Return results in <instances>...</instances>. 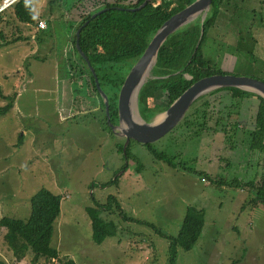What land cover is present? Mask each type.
Listing matches in <instances>:
<instances>
[{
  "label": "rangeland",
  "instance_id": "rangeland-1",
  "mask_svg": "<svg viewBox=\"0 0 264 264\" xmlns=\"http://www.w3.org/2000/svg\"><path fill=\"white\" fill-rule=\"evenodd\" d=\"M31 1L37 17L46 12L48 0ZM242 1L236 14L232 5L237 0L229 6V22L218 17L202 50L224 75L264 80V0ZM3 2L0 14L5 11ZM72 3L76 0L59 5L70 11ZM89 7L93 8L92 2ZM210 13L211 8L201 22ZM8 18L0 20L5 40L27 38L0 47V106L7 104L2 96L17 95L13 108L0 118V219H28L31 198L45 188L63 197L52 240L63 258L76 264H168L166 237L178 236L192 206L205 211V226L191 251L178 249L176 264H264V205L253 206L252 193L209 183L150 153L151 149L178 156L186 168L206 171L228 183L257 176L261 157L243 142L242 125L233 137L234 150L216 125L220 118L229 119L233 103L229 93L205 95L214 110L208 114L206 130H180L181 122L151 148L132 143L133 160L124 161L117 150L121 145L124 150L126 142L103 127L99 120L103 112L92 111L94 95L86 82L71 80L80 71L70 67L78 57L67 37L68 23L57 17L40 41L37 28ZM238 34L243 36L241 45ZM115 71L121 72L120 65ZM249 105L241 107L243 122L254 110ZM89 106L92 116L79 114L90 111ZM71 116L75 118L68 119ZM106 183L110 184L104 187ZM109 197H116L121 206V211L113 207L107 217L117 224L118 233L97 245L85 209L94 207L93 199L105 204ZM29 258L30 253L24 262L12 259L0 230V262L29 264Z\"/></svg>",
  "mask_w": 264,
  "mask_h": 264
},
{
  "label": "trees",
  "instance_id": "trees-1",
  "mask_svg": "<svg viewBox=\"0 0 264 264\" xmlns=\"http://www.w3.org/2000/svg\"><path fill=\"white\" fill-rule=\"evenodd\" d=\"M63 1L49 0L46 9L49 14L45 21L47 28L43 30L38 28V24L44 20L41 16H36L31 0H19L1 14L8 16L9 20H16L26 26L37 28V38L41 41L44 38L41 35L45 34L49 28L54 27L53 23L57 21L58 13L63 10V7L59 5ZM147 1L76 0V3L70 5L72 8L69 12L72 14L71 11L74 10V13H77H75L77 20L68 23L69 26L66 32L73 47L72 50L78 57V63L73 62L75 65L71 63L70 67H73V70L78 68L81 73L73 77L74 73L72 72L73 74L70 76L73 78L71 80L73 82L80 79L83 83L86 82L90 94L94 95L93 104L91 105L93 108L89 106L90 111H80L79 114L92 116L93 110L103 112L104 117L99 120L104 128L110 130V134L115 135L110 125L118 123V95L126 75L142 56L156 31L171 16L192 4L195 0ZM91 2L93 8L88 9ZM145 2H147V5L139 9ZM237 2L234 3L233 0H213L211 13L203 22H201L202 16H199L195 21L179 29L167 39L161 47L157 62L151 71L150 75L152 77L149 76L150 78L146 80L139 93L138 109L143 119L145 118L147 122L152 121L156 116L166 111L180 95L197 81L213 75H224L220 69H216V65V67L212 66L211 62L205 59L202 47L207 40L208 33L214 29V23L218 17L229 22L232 14V9L229 6L233 3L234 14H236L240 3L243 1L237 0ZM170 9L175 13L169 14ZM102 10H104L103 13L93 18L95 13ZM1 14L0 20L2 21L4 16ZM53 17L56 19L48 20ZM61 18H63V15ZM78 31H80L79 37L77 36ZM238 35L240 40L238 42L241 45L243 36ZM26 38L18 36L11 41H6L3 33L0 32V40L4 41L3 44L0 43V47L8 46ZM78 38L80 49L87 56L91 67L94 69L99 86L108 96V114L105 113L106 105L98 90L96 78L89 68L88 62L77 50ZM119 65L121 72L117 73L115 69ZM253 78L264 82L260 78ZM107 87H109L108 91L105 90ZM222 92L229 93L233 103L229 106V119L223 120V118H220L216 125L221 127L231 150H234L236 146L234 145L236 144V140H234L236 136L234 135L240 132V126L242 125V133L245 134L243 142H247L250 152L261 157L260 170L257 176L253 179L235 178L228 183L224 179H215L213 174L206 171H194L186 168L179 162L178 156L151 149L150 153L170 167L189 170L192 174L200 176L209 183H216L219 186L229 185L237 190L246 189L254 195L250 201L253 206L264 205V99L254 93L234 88L219 89L210 94L214 95ZM16 98V94L2 96L7 104L0 106V118L13 108ZM79 99L83 100L82 98ZM247 102L251 103L249 109L251 110L254 107V110L249 119L244 118L245 122H243L241 121L243 116L241 110L242 105L247 104ZM211 112H214V110H210V101L207 100L206 96L201 97L199 103L191 107L182 121L180 130L194 129L195 127L206 130L208 121L211 119H209L208 114ZM73 118L75 116L68 119L72 120ZM194 134H196L195 131ZM232 138L235 142L232 141ZM124 141L125 139H123ZM132 143L137 142L131 141L125 153L123 145L118 147L117 151L122 153L124 161H130L133 157L130 153ZM143 146L151 148V144ZM108 184L110 183L103 186L107 187ZM62 199V196L55 195L43 188L31 198V214L28 219L23 220L8 216L0 219V230L4 232V242L12 255V259L21 263L26 260L28 253H30L29 264H41L49 261H56V264H76L72 258H63L64 256H61L59 250L52 244L55 223L61 215ZM93 201L94 207H87L85 211L91 220L92 240L95 244L101 245L106 239L114 237L118 233L117 224L114 221H109L107 217L110 216V212L114 211L113 207L121 211V206L116 197H109L105 204H101V202L94 199ZM205 215L204 210L192 206L187 208L178 236L176 238L166 237L169 241L168 264H176L178 249L189 252L196 246L205 226ZM0 264L4 263L0 262Z\"/></svg>",
  "mask_w": 264,
  "mask_h": 264
},
{
  "label": "water",
  "instance_id": "water-1",
  "mask_svg": "<svg viewBox=\"0 0 264 264\" xmlns=\"http://www.w3.org/2000/svg\"><path fill=\"white\" fill-rule=\"evenodd\" d=\"M149 1L151 0L147 2ZM212 1L195 0L192 4L171 16L156 31L148 47L126 76L118 95V123L116 125H110L116 135L124 137L126 142L123 150L124 153L131 141L147 145L164 138L184 120L196 101L213 91L234 88L254 93L264 99V82L261 80L247 76L213 75L205 77L190 86L166 111L156 116L152 121L147 122L141 117L138 109L139 93L157 62L161 47L176 31L192 23L199 16H205V13L211 8ZM147 2L139 9L145 7ZM103 12L104 10L95 13L93 18ZM79 35L80 31L77 32L78 37ZM76 46L78 52L88 62V66L96 78L95 71L91 67L87 56L80 49L79 38L77 39ZM96 83L108 114V96L99 86L97 78ZM133 109L136 110L139 120L134 118Z\"/></svg>",
  "mask_w": 264,
  "mask_h": 264
},
{
  "label": "crops",
  "instance_id": "crops-1",
  "mask_svg": "<svg viewBox=\"0 0 264 264\" xmlns=\"http://www.w3.org/2000/svg\"><path fill=\"white\" fill-rule=\"evenodd\" d=\"M65 1V0H64ZM49 3V0L47 1V4ZM72 5V4H71ZM48 6V5H47ZM74 11V10H73ZM73 11H71V12H73ZM76 13V12H75ZM75 13H74V15H73V19H69V18H71L70 17V15H71V13L68 11V10H64V8H63V10L62 11H60L59 13H58V15H57V17H59V16H62L63 15V18H62V20L64 21V22H67V23H69V22H72V21H76L77 20V15H76V18H75ZM48 12L46 11V12H43V13H41L40 14V16L43 18V20L44 21H46V19L48 18ZM77 14V13H76ZM39 16V15H38ZM53 19H56L55 17H53V18H51V19H48V20H53ZM65 26H66V24H65ZM67 26H69L68 24H67ZM28 27V26H27ZM32 27V26H31ZM34 28V27H33Z\"/></svg>",
  "mask_w": 264,
  "mask_h": 264
},
{
  "label": "built area",
  "instance_id": "built-area-1",
  "mask_svg": "<svg viewBox=\"0 0 264 264\" xmlns=\"http://www.w3.org/2000/svg\"><path fill=\"white\" fill-rule=\"evenodd\" d=\"M19 0H4L3 5L1 6L3 10L9 8L10 6H12L15 2H17ZM38 28L43 30L47 28V24L45 21H40L38 24Z\"/></svg>",
  "mask_w": 264,
  "mask_h": 264
},
{
  "label": "bare ground",
  "instance_id": "bare-ground-1",
  "mask_svg": "<svg viewBox=\"0 0 264 264\" xmlns=\"http://www.w3.org/2000/svg\"><path fill=\"white\" fill-rule=\"evenodd\" d=\"M133 111H134V118H135L136 120H139V119H138V115H137V113H136V110L133 109Z\"/></svg>",
  "mask_w": 264,
  "mask_h": 264
},
{
  "label": "flooded vegetation",
  "instance_id": "flooded-vegetation-1",
  "mask_svg": "<svg viewBox=\"0 0 264 264\" xmlns=\"http://www.w3.org/2000/svg\"><path fill=\"white\" fill-rule=\"evenodd\" d=\"M124 139V137H122Z\"/></svg>",
  "mask_w": 264,
  "mask_h": 264
}]
</instances>
